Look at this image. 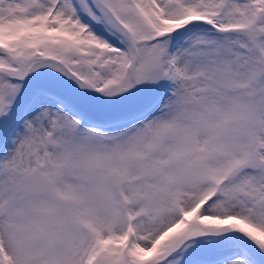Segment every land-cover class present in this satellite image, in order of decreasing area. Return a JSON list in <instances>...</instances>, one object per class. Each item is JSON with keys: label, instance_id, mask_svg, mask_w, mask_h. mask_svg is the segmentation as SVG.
Returning <instances> with one entry per match:
<instances>
[{"label": "snow or ice", "instance_id": "1", "mask_svg": "<svg viewBox=\"0 0 264 264\" xmlns=\"http://www.w3.org/2000/svg\"><path fill=\"white\" fill-rule=\"evenodd\" d=\"M0 264H264V0H0Z\"/></svg>", "mask_w": 264, "mask_h": 264}]
</instances>
